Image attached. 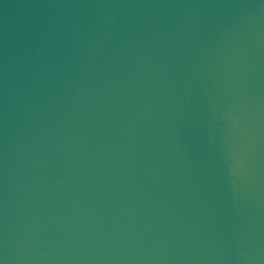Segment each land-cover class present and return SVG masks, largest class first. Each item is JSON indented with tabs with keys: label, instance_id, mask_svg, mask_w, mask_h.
<instances>
[{
	"label": "water",
	"instance_id": "water-1",
	"mask_svg": "<svg viewBox=\"0 0 264 264\" xmlns=\"http://www.w3.org/2000/svg\"><path fill=\"white\" fill-rule=\"evenodd\" d=\"M0 264H264V0H0Z\"/></svg>",
	"mask_w": 264,
	"mask_h": 264
}]
</instances>
